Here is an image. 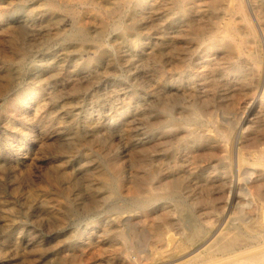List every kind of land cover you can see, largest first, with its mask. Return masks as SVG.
Returning <instances> with one entry per match:
<instances>
[{
	"label": "rangeland",
	"instance_id": "374dc122",
	"mask_svg": "<svg viewBox=\"0 0 264 264\" xmlns=\"http://www.w3.org/2000/svg\"><path fill=\"white\" fill-rule=\"evenodd\" d=\"M200 1L184 0L196 28L212 13L208 0ZM228 1L237 3H222ZM176 2L0 0V264L118 261L122 240L110 243L107 228H112L114 235L123 231L139 254L157 249L144 264H223L226 260L221 257L213 261L193 259L214 236L192 244L185 235L195 227L203 232L215 228V235L238 234L239 239L249 240L250 230H257L264 220L255 202L232 210L235 223L222 220L220 205L225 195L218 186L228 180L237 182L238 176L236 149L218 135L216 124H210L205 134L212 142L219 139L223 148L213 147L215 152L209 156L210 147L200 146L194 156L186 155L177 147L179 141L173 134L160 137L163 101L172 106L177 117L190 118L191 103L198 98L196 102L207 114L228 118L224 122L220 119L225 129L234 128L237 121L233 113H224L229 112L236 88L226 78L230 77L229 62L218 50L208 51L193 36H187L190 28L184 23H180L182 32H176L172 24L178 12ZM247 4L249 0H243L245 7L238 15L247 11L264 50V30ZM131 23L133 28L126 32L120 27ZM245 24L244 20L239 23L251 37ZM168 25L172 28L167 30L171 54L166 56V74L170 76L166 84L161 61ZM176 49L181 58L174 55ZM251 94L244 91L240 101L249 100ZM150 150L156 155L152 167L158 170L164 165L167 174L152 180L150 194L142 192L134 197L128 190L129 181L144 178ZM161 152L166 156L160 158ZM247 158L252 163L255 154ZM168 174L180 177L177 180L182 189L159 188ZM148 198L154 200L155 209L142 214L135 207ZM240 198L246 203L247 197ZM158 210L168 212V217L158 218ZM128 215L134 223L125 227L120 220Z\"/></svg>",
	"mask_w": 264,
	"mask_h": 264
},
{
	"label": "bare ground",
	"instance_id": "6f19581e",
	"mask_svg": "<svg viewBox=\"0 0 264 264\" xmlns=\"http://www.w3.org/2000/svg\"><path fill=\"white\" fill-rule=\"evenodd\" d=\"M176 1H177L176 2L177 3L176 4V8H177L178 12H177L176 15H174V17L172 19L173 20V23H172L173 24V28L175 27L176 32L177 33L182 32L181 31L182 27H180V23H184L186 26H188L190 28L189 34H187V36L188 35L191 36V37L193 36L202 45H204L206 50H208V51L211 50V49L212 50H214V49L218 50L219 51L218 55H220L221 58L226 60V63H227V61L229 62L230 67L227 69V71H228L227 75L230 76V77H226V78H229L228 79L229 83H235V85H236L235 87L236 88L234 87L235 89L233 91V98H232L233 101H231V103H230L231 105L227 108V109H229V112L225 110L224 113L225 112H226V114H228L230 112L233 113L235 118L237 119V121H236V126L234 128H233V126L232 127L228 126L225 129L224 126L221 123V120H222V122H224V121H227L228 118L225 120L226 117L224 116L225 117L224 118L223 116H221L222 119L220 118L221 119L220 120V119H216V117H214L213 114H207L205 112V109L203 110L202 105H199L197 103L198 101L196 102V100H198L197 97H196L197 99L194 100L195 102L191 103V109H192V112H193V116L190 117V118L186 117V116L177 117L176 116V112L173 111L172 106H170L168 103L163 101L160 104V113L162 114L164 119L160 120V121L158 120L159 123H160L159 126H158L159 129H160V137L163 136V135H166V134H173V136H174L173 138H175V140L179 141V143L177 144V147L178 148H182V150L186 153V155L190 153V154H192L194 156V154H195L194 152H196L200 146L210 147L209 149L207 148L208 152L206 153V155H208V154L211 155V154H213L215 152L213 150V147L219 146L220 147L219 149L223 148V146H221L222 144L220 143L221 141H219V139L217 141H215V142H212L210 140L211 137L209 135L205 134V130H207L206 128L209 127L210 124H216V130L218 131V135H220V137H222L223 139H227V140L231 141L232 145L236 149V154H234L235 155V159L234 160L236 162V165H234V166H236L237 176H238L237 182L232 181V180H230V181L228 180V182L226 181L227 183L224 182L220 186H218V189L220 191H222L224 193V195H225V197H224L225 200H223L224 202L223 203L220 202L221 203V205H220L221 214L220 215L223 218L222 220H226V221H229V222L232 221V222L235 223V221H236L235 218H232L233 216L230 215L232 210L236 209V208H242L244 205H251L254 202L257 204V210L259 212H261V214H262L261 217H263V214H264V122H262V121L264 120V111H263V109H264L263 108V105H264V69H263L264 68V54L263 53H264V50L262 48L263 45H261L259 38H256L257 34H256L255 25L253 24L252 19L249 18V16L247 15V13H246L247 11L244 12L242 16L240 15L241 17L238 15V13L240 14L239 10L244 9V7L246 5V4L243 5V0H237V3L235 5L231 4V2H229V1H228L229 3L223 4L222 0H208L209 7L211 8L212 13H211V15L207 16L206 19L203 18V19L206 20L205 22H203L205 24L202 27H200V25H199L198 28H196L195 25H194V23H195L194 21L195 20H193L194 23L190 20L191 17L189 18V16H188V8L186 7V4L184 3V0H176ZM201 1H204V0H201ZM247 5H250V8H251V10L253 11V14H254L253 16L255 17V19L254 18L253 19L256 21V23L259 26V28L264 30V2H260L258 0H249V4H247ZM246 8H248V7H246ZM202 9H203V7H202ZM193 10H195V8ZM237 15L239 16L240 19H238ZM250 17H252V15H250ZM242 20H244L246 22L245 26L249 28V33L248 34L251 37H249L248 35H246V33H244L242 31V27L239 25V23ZM54 22H57V20H55ZM136 22H137V20H136ZM199 22H200V20H199ZM198 23H197V25H198ZM161 25H163V24H161ZM120 27H122V29L126 32V31L131 30L133 28V24L131 23V24H127V25H120ZM163 27H164V25H163ZM80 28H82V27H80ZM168 28H172V27L170 25H168V26H166L164 28V37H165V39L163 41V44H164L165 47L163 48V51H164L165 58H164V60L161 61V68H162L161 69V75H163V79H164L165 83L168 80V77H170V76H167L168 74H166V72H167L166 71V63L168 62V59H167L166 56L171 54L170 53L171 49H169V47H168V46H170L169 42H171L170 38L168 36V32H167ZM27 33H29V31H27ZM22 34H24V33H22ZM178 36H180V35H178ZM9 40H10V38H9ZM160 44H161V42H160ZM175 51L176 52L174 53V55L176 57L181 58L182 56H180L181 54H178V52H177L178 50L176 49ZM211 52H210V54H211ZM197 59H198V57H197ZM218 60H219V58H218ZM180 62L181 61L179 59L178 63H180ZM5 65H7V64H5ZM156 67H158V66H156ZM6 68H7V66H6ZM178 69H179L180 73L183 71V68H181L180 66L178 67ZM190 72H191V70H190ZM0 75H1V73H0ZM172 80H174V79H172ZM161 82H163V80ZM177 82H178V80H177ZM180 83H183V82H180ZM3 84H1V85H3ZM173 87L174 86H172V88ZM180 87H181V85H180ZM195 88H197V87H195ZM65 90H67V89H65ZM47 91H48V89H47ZM244 91H248V92L252 91V94H251L249 100L247 98V101L241 102L240 100L242 98H240V97H241V94ZM181 93H182V91H181ZM170 94H172V93H170ZM195 95H196V93H195ZM206 95L208 96V94H206ZM225 95H227V94H225ZM174 96H176V95H174ZM202 96H204V95H202ZM202 96H201V99L203 98ZM228 96H231V95L228 94ZM186 97H187V95H186ZM166 99H168V98H166ZM205 100H207V98ZM209 101L211 102V100H209ZM177 110H179V109H177ZM239 110H243L240 113V114H242V116H238ZM206 111H207V109H206ZM184 113H185V111H184ZM226 116H228V115H226ZM154 120H155V118H154ZM150 122L152 123L153 121H150ZM156 123H158V122L156 121ZM156 123H154V124H156ZM193 125H194V127H191ZM221 129H223V130H221ZM152 130H153V128H152ZM223 131H225V132H223ZM146 137H147V134H146ZM168 139H170V138H168ZM146 141H144V142H146ZM139 147H141V146H139ZM145 147H146V145H145ZM150 147H151V145H150ZM129 148H130V146H129ZM226 148H228V147L226 146ZM156 150H157V148H156ZM130 151H132V150L130 149ZM140 151L141 150H139V152ZM154 151L150 150V152L147 155L148 157H147V159H146V161L144 163V167L146 168V172H145L146 174H144L145 175L144 178L141 181L135 180V178H133V180L129 181V183H131V185L128 187V190H129L130 194H132L134 197L137 196V194L142 193V192H146L147 194H150L151 190H152V188L150 187V184H152V180L156 179V177H158V175H160L161 173H162V175L164 173H166L165 172L166 169H164V167H163L164 165L159 167L158 170L153 168L154 167L153 166V161H154V159H156V155L153 153ZM251 154H255V158L253 159L252 163H249L247 155L251 156ZM215 155H218V154H215ZM158 156H160V158H161L163 156H166V154H165V152H161V153H159ZM183 156H185V155H183ZM187 157H189V156H187ZM169 158L173 159L174 156H170ZM139 160H141V159H139ZM185 160H187V159H185ZM190 160H192V159H190ZM248 164H250V165H248ZM170 165H172V164H170ZM135 166H137V165H135ZM231 166H230V168H231ZM177 169H179V168H177ZM136 170H138V169H136ZM227 171L229 172V170H227ZM137 174H139V173H137ZM127 175H129V174H127ZM163 178H164V180H162V182L159 183L160 184L159 188H164V189H167V190H170V191H176L177 189H182V187H183L182 183H180L177 180L180 177H178V176L174 177L173 175L168 174L166 176H163ZM91 187H92V185H91ZM122 188H124V187H122ZM146 193H145V195H146ZM240 196L247 197L246 203L242 202L243 200L240 198ZM164 199H166V198H164ZM46 202H48V201H46ZM92 202L96 205L97 200L93 199ZM208 203H210V202H208ZM153 204H154V200L148 198L144 202L137 203L135 208H138L139 211H141L142 214H144V213H146V211L155 209ZM131 211H133V210H131ZM137 213H138V211H137ZM139 214H141V213H139ZM156 216L158 218H162L163 216H165V217L167 216L168 217V212H166L165 210H164V212L163 211L162 212L159 211V212L156 213ZM154 218H155V216H154ZM239 219L241 221H245V219H243V218H239ZM130 220H131V215H128V216H125L120 221H121L122 225H124L125 227H130L131 223H134V222L130 223ZM164 222H165V219H164ZM214 229L211 228L207 232H203L201 229L195 227L189 232V234L185 235L184 239L187 242H190L192 244L194 242H197V241L201 240L203 237H206V240H208L209 238L214 236L212 240L210 239L211 242L209 244H207L205 242L207 244L205 246V248H203L201 246L203 248L202 252H199L197 255H195L193 257V259L200 258L201 261H213L214 259H216L218 257H221V259L226 260V262H224L223 264H264V220H262V222H260V224L257 227V230H250L249 240L239 239L237 237V236H239L238 234H237V236H234V237H231L232 235L230 237H227L225 235H222L223 233L221 234L222 236H220L218 234L215 235L216 230H214ZM90 233H91L90 234L91 236L95 235L94 232H90ZM107 233L110 236V238H109L110 239V243L113 242V240H115L117 238L122 240L121 244H119V246L120 245L121 246L119 247V249H117V251H118L117 254H118V257H119L118 259L119 260L118 261L106 260V261H104V262H102L100 264H144L145 261H147L148 259H151L153 256H155L154 254H155V251L157 249H154L151 252L146 253V254H139L137 251H135V247H134L133 241L130 238L126 237L124 235L123 231L117 233V235H114V234H112L113 233L112 232V228H107ZM138 234H139V232H138ZM208 234H210V235L207 236ZM224 234H225V232H224ZM90 235L88 234V236H90ZM137 237H138V235H137ZM92 239H94V238H92ZM143 239H144V235H143ZM160 240H163V239H160ZM114 245H115V243H114ZM82 246H83V244H82ZM72 247H73V245H72ZM114 247H116V246H114ZM175 248L177 249L178 247L175 246ZM175 248H173V249H175ZM141 252H143V251H141ZM190 252H188V253H190ZM78 257H79V255H78ZM63 261H64V259H63Z\"/></svg>",
	"mask_w": 264,
	"mask_h": 264
}]
</instances>
